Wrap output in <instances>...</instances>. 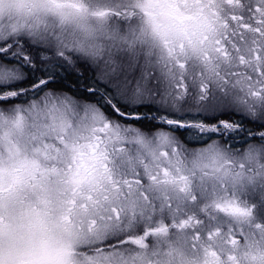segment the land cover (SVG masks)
Here are the masks:
<instances>
[{
  "label": "snow or ice",
  "instance_id": "6c2138e0",
  "mask_svg": "<svg viewBox=\"0 0 264 264\" xmlns=\"http://www.w3.org/2000/svg\"><path fill=\"white\" fill-rule=\"evenodd\" d=\"M0 264H264V0H0Z\"/></svg>",
  "mask_w": 264,
  "mask_h": 264
}]
</instances>
